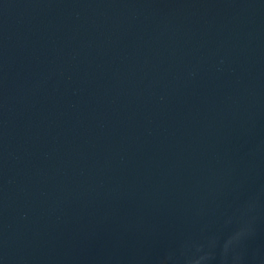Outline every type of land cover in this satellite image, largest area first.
I'll return each mask as SVG.
<instances>
[{
    "label": "water",
    "instance_id": "obj_1",
    "mask_svg": "<svg viewBox=\"0 0 264 264\" xmlns=\"http://www.w3.org/2000/svg\"><path fill=\"white\" fill-rule=\"evenodd\" d=\"M0 264H264V0H0Z\"/></svg>",
    "mask_w": 264,
    "mask_h": 264
}]
</instances>
